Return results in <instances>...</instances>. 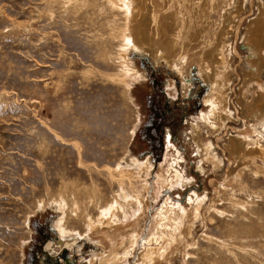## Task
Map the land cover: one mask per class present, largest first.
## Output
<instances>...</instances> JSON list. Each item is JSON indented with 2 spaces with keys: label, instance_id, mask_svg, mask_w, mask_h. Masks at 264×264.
Listing matches in <instances>:
<instances>
[{
  "label": "rangeland",
  "instance_id": "rangeland-1",
  "mask_svg": "<svg viewBox=\"0 0 264 264\" xmlns=\"http://www.w3.org/2000/svg\"><path fill=\"white\" fill-rule=\"evenodd\" d=\"M50 239L264 264V0H0V264Z\"/></svg>",
  "mask_w": 264,
  "mask_h": 264
},
{
  "label": "flooded vegetation",
  "instance_id": "flooded-vegetation-1",
  "mask_svg": "<svg viewBox=\"0 0 264 264\" xmlns=\"http://www.w3.org/2000/svg\"><path fill=\"white\" fill-rule=\"evenodd\" d=\"M187 117V115L184 117V119ZM173 142V139H172V134L168 131L166 134H165V145H166V148H168L171 143ZM174 143V142H173ZM150 158V156H149ZM51 220V219H50ZM50 223V222H48ZM48 223L46 224V226L48 225ZM39 226L40 227H44L45 226V223H39ZM38 227V226H36ZM57 239V238H55ZM52 239L48 240V241H39L37 243V245L35 244L33 247H31V251H30V254H29V257H30V261H31V264H60V258L58 256L54 257L51 253H54L52 251H48L49 248H51L50 246H48V243L51 241ZM58 241L56 242H53L56 243V244H60L59 243V239H57ZM52 243V242H50ZM65 248H67L65 246ZM64 257L66 258V264H81L79 263L78 261V258L76 259V257H67L66 255H64Z\"/></svg>",
  "mask_w": 264,
  "mask_h": 264
},
{
  "label": "bare ground",
  "instance_id": "bare-ground-1",
  "mask_svg": "<svg viewBox=\"0 0 264 264\" xmlns=\"http://www.w3.org/2000/svg\"><path fill=\"white\" fill-rule=\"evenodd\" d=\"M145 18H143V16H142V19H138V21L137 22H141L142 20H144ZM146 24L147 23H145V25L143 24V21H142V23L141 24H135L136 26L138 25L139 27H141V26H143V28L142 29H140V30H138L137 31V43H138V45H139V48H143V50H146L147 52H152V53H156V52H154L153 51V49H152V47H151V45H152V37H150L149 35H148V33H147V26H146ZM170 24V23H169ZM146 28H145V27ZM149 30V29H148ZM170 30V29H169ZM168 30V31H169ZM133 35V34H132ZM154 37V36H153ZM164 39V38H163ZM176 41V40H175ZM174 40L172 41L173 42V44H174V42H175ZM168 42V41H167ZM263 42V41H262ZM161 43L166 47V46H169L170 47V45L168 44H166L165 45V43L164 42H160V47H161ZM259 43V42H258ZM172 44V43H171ZM134 45V44H133ZM155 45V44H154ZM153 46V45H152ZM261 46H262V44H261ZM165 50H167V49H165ZM173 50V49H172ZM158 52V51H157ZM160 53H162L163 54V52H161L160 51ZM167 54H168V51H167ZM166 54V55H167ZM162 57H165V56H162ZM170 57V56H169ZM167 59V58H166ZM253 59V58H252ZM252 61H254V60H252ZM208 64V63H207ZM252 66V65H251ZM209 69V68H208ZM255 69V68H254ZM211 71H213V70H211ZM210 72V71H209ZM208 72V73H209ZM211 73V72H210ZM214 73V72H213ZM213 75L214 74H211V77H213ZM215 82H214V84H215V86H216V83H218V75H217V73H216V71H215ZM207 81V80H206ZM221 81V80H220ZM213 82V81H212ZM220 84V83H219ZM219 84H218V88H219ZM216 87V88H217ZM215 89V88H214ZM229 89V88H228ZM217 90V89H216ZM208 97V96H207ZM206 102H208V99H206L205 100ZM220 102V101H219ZM211 103V102H210ZM213 105V104H212ZM217 106V105H216ZM243 106V105H242ZM249 109V108H248ZM216 110V109H215ZM218 110V109H217ZM214 111V110H213ZM251 111V110H250ZM217 114V113H216ZM253 114V113H252ZM229 117V116H228ZM225 118H226V116H225ZM218 119H220V118H218ZM236 136V135H235ZM234 139H237V138H234ZM239 140V139H238ZM234 144H235V142H234ZM237 144V143H236ZM235 144V145H236ZM232 146V145H231ZM238 146H240L239 144H238ZM242 147H244V146H242ZM242 147H241V149H242ZM246 147V146H245ZM235 149H236V146H235ZM245 149V148H244ZM237 150V149H236ZM240 150V149H239ZM239 150H238V152H239ZM211 156V155H210ZM147 164V163H146ZM130 195V194H129ZM107 211H108V209H106ZM106 210H104V211H106ZM111 209H109V211L108 212H111L110 211ZM103 211V210H102ZM107 215H109V214H107ZM136 215V214H135ZM103 217V216H102ZM60 221V220H59ZM60 222H62V221H60ZM62 224V223H61ZM100 224H102V223H100ZM62 230V229H61ZM66 234V233H65Z\"/></svg>",
  "mask_w": 264,
  "mask_h": 264
}]
</instances>
